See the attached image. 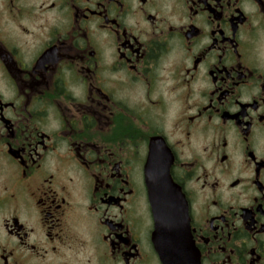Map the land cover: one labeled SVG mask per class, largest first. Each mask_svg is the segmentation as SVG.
<instances>
[{
  "label": "flooded vegetation",
  "instance_id": "flooded-vegetation-1",
  "mask_svg": "<svg viewBox=\"0 0 264 264\" xmlns=\"http://www.w3.org/2000/svg\"><path fill=\"white\" fill-rule=\"evenodd\" d=\"M150 161L172 264H264V0H0V264H163Z\"/></svg>",
  "mask_w": 264,
  "mask_h": 264
},
{
  "label": "water",
  "instance_id": "water-1",
  "mask_svg": "<svg viewBox=\"0 0 264 264\" xmlns=\"http://www.w3.org/2000/svg\"><path fill=\"white\" fill-rule=\"evenodd\" d=\"M152 169L150 161L145 171V183L153 219L152 238L162 263L172 264V247L182 245L187 236L183 232L188 229L186 203L168 171Z\"/></svg>",
  "mask_w": 264,
  "mask_h": 264
}]
</instances>
